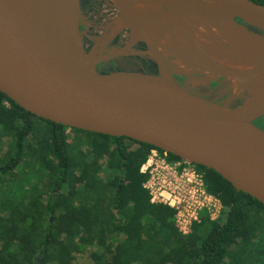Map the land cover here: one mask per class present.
Listing matches in <instances>:
<instances>
[{
	"label": "water",
	"instance_id": "95a60500",
	"mask_svg": "<svg viewBox=\"0 0 264 264\" xmlns=\"http://www.w3.org/2000/svg\"><path fill=\"white\" fill-rule=\"evenodd\" d=\"M111 1L125 20L131 39L142 42L149 51L158 66L157 74L89 67L73 43V39L80 42L78 0L72 1L69 12L68 0H0V92L35 117L123 136L209 168L264 208V130L253 123L264 115V84L248 72L190 52L174 39L192 68L234 79L247 91L235 104L212 103L177 85L162 68L165 58H160L155 45L144 36L152 30L171 35L172 28H177L196 47L180 17L207 26L249 11L264 24V6L252 0H212L207 4L170 0L161 3L157 12L130 14L126 9L132 0ZM256 38L248 42L245 53L223 48L239 59L264 60V37ZM119 53L91 54L89 58L93 64L95 58L103 60ZM175 72L184 73L180 68ZM136 84L143 89L131 92Z\"/></svg>",
	"mask_w": 264,
	"mask_h": 264
},
{
	"label": "trees",
	"instance_id": "16d2710c",
	"mask_svg": "<svg viewBox=\"0 0 264 264\" xmlns=\"http://www.w3.org/2000/svg\"><path fill=\"white\" fill-rule=\"evenodd\" d=\"M0 142V264H73L85 248L92 264H264L263 206L209 168L191 164L221 216L180 234L139 171L160 149L35 117L1 92Z\"/></svg>",
	"mask_w": 264,
	"mask_h": 264
},
{
	"label": "bare ground",
	"instance_id": "6f19581e",
	"mask_svg": "<svg viewBox=\"0 0 264 264\" xmlns=\"http://www.w3.org/2000/svg\"><path fill=\"white\" fill-rule=\"evenodd\" d=\"M72 1L73 0H68L66 4V10L68 12L73 8ZM169 1L170 0H132L133 4L127 7L126 12L130 14L135 12L154 13L159 10L160 6L162 5L161 3L168 4ZM200 1L202 4L212 2V0ZM109 2V10L111 17L114 19L115 25L127 32L128 28L126 27L125 20L122 18L117 8L113 6L112 1L110 0ZM239 14L240 17L238 16L233 17L232 19H224L220 22H216L207 26L193 24L186 17H180V20L182 21V27H185L187 35L195 43L196 47L192 46V44H190V42H188L186 39V34H184V32H180V30L177 28H172L173 34L171 35L153 32L152 30L149 32H144V36H146L155 45L159 51L161 59L163 58L161 54L171 55L181 62L187 64L174 43L175 39L184 48H186V50L190 52L194 51L199 56L207 57L211 61L219 63L228 68L248 72L257 82L264 84V60L258 59L256 61H249L245 59H239L228 54L223 48L226 46L238 53L248 52V42L259 39L256 38L257 35H255L256 33H254V31L259 30L262 34L264 32V24L255 14L249 11L241 12ZM259 31L256 32L258 33ZM123 33L126 34L125 32ZM73 43L84 62H86V64L90 67L92 59L89 58V55H84L80 52L81 49L78 42H76V39H73ZM88 49H90V47ZM146 52L150 54L148 50H146ZM142 89V85L136 84L130 89V91L138 92Z\"/></svg>",
	"mask_w": 264,
	"mask_h": 264
},
{
	"label": "rangeland",
	"instance_id": "374dc122",
	"mask_svg": "<svg viewBox=\"0 0 264 264\" xmlns=\"http://www.w3.org/2000/svg\"><path fill=\"white\" fill-rule=\"evenodd\" d=\"M83 1H85V3L81 4V8L84 11L83 15L86 19V26L80 33L79 45L81 52L89 56L93 54L92 57H101L102 50L109 51V55L113 54L115 51H120V53L116 55L117 59L123 63L119 69L146 71L145 69L148 64H151L150 61L153 59L146 52V48L142 42L131 39L128 31H123L120 27L118 28L115 25L109 10L110 0ZM82 9H80L81 12ZM256 31H254V33H256L255 35H257V37L264 36V32L262 34L261 31L258 33ZM89 47L90 49H88ZM163 58L171 59L172 61L169 63L172 67L176 68V70L180 68L184 73L187 72L184 75L190 80L188 84H191L194 88L192 93L212 103L232 105L239 102L247 95V91L242 89L234 79L218 77L204 71L198 72V70L187 64L185 65V63L172 56L165 55ZM4 150V143L0 142V152ZM89 251L90 249L85 248L76 252L74 254L73 264H92Z\"/></svg>",
	"mask_w": 264,
	"mask_h": 264
},
{
	"label": "built area",
	"instance_id": "2783aa9c",
	"mask_svg": "<svg viewBox=\"0 0 264 264\" xmlns=\"http://www.w3.org/2000/svg\"><path fill=\"white\" fill-rule=\"evenodd\" d=\"M146 178L143 187L149 201L161 203L173 210V225L180 234H187L199 215L204 212L209 220L221 216L222 206L208 193L201 172L183 160H169L164 152L150 149L139 167Z\"/></svg>",
	"mask_w": 264,
	"mask_h": 264
},
{
	"label": "flooded vegetation",
	"instance_id": "af4514ba",
	"mask_svg": "<svg viewBox=\"0 0 264 264\" xmlns=\"http://www.w3.org/2000/svg\"><path fill=\"white\" fill-rule=\"evenodd\" d=\"M79 2V9L81 8V4H84L85 1L83 0H78ZM83 9L82 12L80 10L81 13V18L78 21V25H77V29L78 31L81 33V31L84 30V27L86 26L85 24V16L83 15ZM119 28V27H118ZM109 51H101V56H107ZM162 57H165V55L162 54ZM95 60H97V62H94L92 64V67L94 68L95 71H110V70H115V69H119L123 63L117 59L116 55L109 57V58H105V59H101L99 60L98 58H95ZM171 59H164V61L162 62V68L164 70V72L180 87L184 88L185 90H187L188 92H192L193 91V86L188 83H190L189 78H187L184 73H177L175 72L176 68L172 67L170 65L169 62H171ZM151 64H148L147 68L145 69L146 71L144 72H148V73H153V74H157L158 73V66L156 65V63L151 60L150 61ZM137 63V62H135ZM143 64V63H142ZM174 65V64H173ZM201 73V72H200ZM254 125H256L257 127L261 128L262 130H264V115L262 117H259L257 120L253 121Z\"/></svg>",
	"mask_w": 264,
	"mask_h": 264
}]
</instances>
